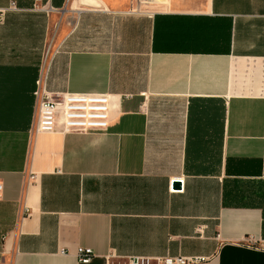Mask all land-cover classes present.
<instances>
[{"label": "crops", "instance_id": "0c3cea01", "mask_svg": "<svg viewBox=\"0 0 264 264\" xmlns=\"http://www.w3.org/2000/svg\"><path fill=\"white\" fill-rule=\"evenodd\" d=\"M132 7L0 0V264H264V0ZM42 69L107 129L32 133Z\"/></svg>", "mask_w": 264, "mask_h": 264}, {"label": "built area", "instance_id": "2783aa9c", "mask_svg": "<svg viewBox=\"0 0 264 264\" xmlns=\"http://www.w3.org/2000/svg\"><path fill=\"white\" fill-rule=\"evenodd\" d=\"M132 12L142 13L153 0H132ZM32 133L34 134H86L103 132L107 129L111 110V100L107 95L89 93L52 94L46 91L43 69L34 91ZM2 186L0 185V191ZM80 263H89L93 258L90 249L79 248ZM198 258L158 257L154 259L135 257L127 264H195Z\"/></svg>", "mask_w": 264, "mask_h": 264}, {"label": "water", "instance_id": "95a60500", "mask_svg": "<svg viewBox=\"0 0 264 264\" xmlns=\"http://www.w3.org/2000/svg\"><path fill=\"white\" fill-rule=\"evenodd\" d=\"M172 188H173L174 190H178V189L180 188V183H179V182H174V183L172 184Z\"/></svg>", "mask_w": 264, "mask_h": 264}]
</instances>
